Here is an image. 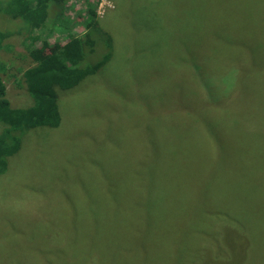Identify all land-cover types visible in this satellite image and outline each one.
I'll use <instances>...</instances> for the list:
<instances>
[{"label":"rangeland","instance_id":"1","mask_svg":"<svg viewBox=\"0 0 264 264\" xmlns=\"http://www.w3.org/2000/svg\"><path fill=\"white\" fill-rule=\"evenodd\" d=\"M252 4H66L67 29L36 46L85 38L92 8L113 57L59 91L60 128L31 131L0 176V264H264V1ZM28 36L0 53L14 106L29 100Z\"/></svg>","mask_w":264,"mask_h":264},{"label":"trees","instance_id":"2","mask_svg":"<svg viewBox=\"0 0 264 264\" xmlns=\"http://www.w3.org/2000/svg\"><path fill=\"white\" fill-rule=\"evenodd\" d=\"M69 1L0 0V53L6 48L5 41L14 35H29L28 54L34 62V66L22 73L21 84L26 87L29 96L26 105L14 106L11 103L6 84L0 77V126L3 128L0 132V176L7 172L10 159L20 152L25 136L31 131L40 128H60L62 116L59 91L77 88L83 81L98 74L113 57L114 47L111 38L102 33L100 19L96 10L92 8L88 11V17L84 19L87 29L85 38L67 35L65 42L60 41L53 46L44 42L41 47L36 46L35 43L41 41L49 27L54 31L56 28L60 30L59 27L67 29L71 20L63 18L62 15ZM248 1L253 5V0ZM263 1L258 0V3L262 5ZM1 20L7 23L4 24ZM221 23L223 25L221 30L230 36L231 41L232 29ZM97 42L108 47V52L99 54L95 48ZM257 47L254 49L264 56V49ZM4 68L2 62L0 75L4 73ZM230 102L236 105L231 100ZM224 104L220 103L219 107L223 109ZM261 104L264 107L262 102ZM201 111V120L205 127L210 130H214L212 127L217 128L218 121L212 115V111L209 109ZM213 136L217 140H224L219 132H215Z\"/></svg>","mask_w":264,"mask_h":264}]
</instances>
